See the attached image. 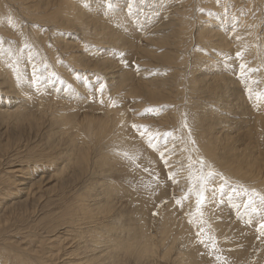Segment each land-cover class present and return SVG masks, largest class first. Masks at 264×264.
Masks as SVG:
<instances>
[{"label": "rangeland", "instance_id": "1", "mask_svg": "<svg viewBox=\"0 0 264 264\" xmlns=\"http://www.w3.org/2000/svg\"><path fill=\"white\" fill-rule=\"evenodd\" d=\"M2 1L9 9L14 8L19 25L15 27L17 30L12 27L0 31V57L4 58L6 54L17 56L16 49L20 47L30 54H36L34 44L32 46L27 43L23 34L26 28L31 31L35 22H31L21 11L23 9L20 8L19 2ZM60 1L62 0H43V3L49 10L56 9L57 4H60L62 15L66 10L62 8ZM72 1L66 0L67 3ZM236 1L238 6L243 7V11L246 10L247 19L256 21L258 16L257 20L260 21H257L261 26L255 32L257 42L254 47H247L248 38L241 33H235L240 24L238 27L230 24L228 17L218 23L219 25L213 22L211 26H216L215 30L224 26L228 34L231 33L229 28L235 31L232 33L234 36L227 33L225 35L228 46L230 44L231 47L228 49L226 44L221 45V49L217 42V46L204 47L206 41L200 39L198 30H202V22L207 19L201 16L208 11L215 16L219 15L218 9L223 6H215L214 3L210 6L203 0H86L90 22L87 27L90 31L86 28L87 37H84L78 28L66 29L59 25L58 29L49 30L42 24L39 26L42 27L40 31L34 30L35 34L30 32V39L40 37L47 40L48 46L44 49L53 53L54 62H57L58 68L61 67L58 69L51 65L52 72L49 67L45 71L39 70L44 68L43 61H38L39 65L35 59L36 64L24 66V71H15L19 77L16 81L12 80L14 83L10 82L14 84L11 88L12 84L5 83L7 76L5 77L4 73L8 71L0 66L1 71H6L0 72V75H4V78L0 76V248H12V253H18L20 249L19 253L22 251L25 260L32 264H107L105 260L111 251L109 255H117L116 258L119 259L117 264H134L136 254L149 246L153 249L154 244L152 246L151 243L156 242L157 248L151 251L152 254L141 258V261H150L147 262L149 264H264V229L260 227L264 223V203L253 194V190L260 192V184L263 182L259 179L251 181L252 179L244 176V173H238L229 167L227 170L222 164L230 161L231 156H237L239 152L249 153L251 163L245 168L254 171L255 177L264 179V42L260 41L264 39V8L254 6L248 0ZM259 1L264 5L263 0ZM235 7L238 8L237 4L233 8L224 9L229 12L235 10ZM255 11L257 12L254 13ZM123 13L124 17L120 16ZM184 18L188 20L184 25V32L175 37L173 33L178 30L177 25ZM97 31L100 33L99 44H96L98 41L93 38L97 36ZM44 33L47 35H43ZM107 33L122 34L123 40L118 42L119 45H115L106 40L105 37L109 36ZM65 42L69 46L67 49ZM255 46L260 48L256 49ZM215 47L217 50L212 49ZM44 49L43 52L46 51ZM3 51L5 55L2 54ZM169 51L171 56L166 53ZM70 53L86 55L92 63L98 61L109 66L112 64L116 69L103 67L105 64H101L99 69H94L93 66L84 69L72 62L73 54ZM57 58L64 60L61 62ZM31 66L34 68L31 69ZM39 73L42 77L37 76ZM50 74H53L54 78H51ZM126 76L127 78H123ZM201 76L207 81L216 77L224 78L220 80V83L225 82L224 88L222 83L220 84L224 91L218 89L217 97L215 92L209 89L211 86L207 87L200 80ZM59 77L64 81L61 82ZM121 77L125 82L119 84ZM197 78L198 84L194 85ZM186 79H190L192 90L186 85L189 84ZM42 83L44 87H41ZM19 84H22L20 87L24 85L21 92ZM121 84H125V87ZM225 84H228L229 92L228 88L225 89ZM4 86L11 91L17 89L19 96L15 95V91L12 93L8 90L9 93ZM138 87L144 89L140 91ZM204 90L208 95L203 94ZM150 92L158 93L160 97H147L146 94ZM210 92L214 94L211 95ZM190 98L194 100L193 103H190ZM198 107L201 108L200 112L197 111ZM202 109L209 113L206 111L204 114ZM117 113H122L121 117ZM60 114L61 118L58 116ZM110 119L111 123L108 121ZM104 125L115 129H106ZM198 125L202 127L199 128ZM194 129L196 132L199 130L202 141L206 140L203 144L207 153L203 149L204 146H199L197 150L194 148L189 138ZM88 131L91 136L87 134ZM113 135L114 137H111ZM110 138H119L123 142H113ZM209 138L212 143L215 141L217 152L224 153V162L211 147ZM102 139L106 140L101 142ZM106 141L109 144H105ZM227 141H232L236 150L228 145L222 146ZM79 151H85L88 158L89 162H84L85 168L77 166ZM212 153L217 154L220 161H213ZM236 164L243 163L239 161ZM216 172L219 174L216 175ZM213 175L218 176L217 179ZM201 193L203 202L198 204ZM82 197H85L86 201L83 202ZM104 198L105 204H109L107 213L102 216L97 210V213H89L88 207H93V200ZM178 200L180 203H177ZM83 204L88 207L79 212L78 209ZM70 213L73 215L70 216ZM109 217L111 218L107 220ZM180 223L184 226H180ZM107 228L115 229V233L110 236ZM93 229H98V232ZM100 230L105 234L99 232ZM89 232L98 234L94 237L95 235ZM124 240L128 241L127 246L133 247L130 252L126 248L125 251L122 247L120 249ZM129 240L132 242L129 243ZM108 243L110 246H105ZM116 243L119 248L118 244L115 246ZM94 245H98L97 248ZM134 247L137 248L136 251ZM131 250L135 252H132L134 255ZM98 251L105 258L99 255ZM2 255L0 263L16 264L5 252ZM111 260L108 264L113 263ZM38 261L39 263H36Z\"/></svg>", "mask_w": 264, "mask_h": 264}, {"label": "bare ground", "instance_id": "2", "mask_svg": "<svg viewBox=\"0 0 264 264\" xmlns=\"http://www.w3.org/2000/svg\"><path fill=\"white\" fill-rule=\"evenodd\" d=\"M11 1V0H10ZM14 2H19V6H20V8L21 9H23V10H21L25 15H26V17L29 19V20H31V22L32 21H34L35 22V24H37L36 26H35V24H34V28L31 30L32 31V34H33V32H34V30H36V31H40V29L42 28H40L39 26L40 25H45V27L47 28V29H58V25L61 27V26H63V28H66V29H70V28H78L79 29V31H80V33H82L83 34V36L84 37H87L86 36V34H87V31H86V28L87 27H89L88 26V24L90 23L89 22V18H88V14L89 13H87L89 10H87V9H89V7L88 6H86V0H73L72 2H66V0H62V1H60L61 2V4H62V8H64L65 10H66V12L64 11V13H62V15H61V13H60V10H61V8H60V4H57V6H56V9H53V10H49L48 8H46L45 6H44V3H43V0H33V1H29V0H13ZM46 1V0H45ZM96 1V0H95ZM166 1V0H165ZM205 3H209V5L211 6L212 5V3H214V5L215 6H217V5H222L223 7H221L220 9H218L219 10V12L220 13H218L219 15H213V13H211L210 11H208V13H206L205 15H203V16H201V17H205L206 19V21H201L202 23H203V28H202V30L200 31V30H198L199 31V33H197V35L199 34V37H200V39L202 38V40L203 41H206V44H205V46L204 47H209V46H213V45H216V44H220V46L222 45V46H224V45H226L227 44V48L230 46V44H229V46H228V40L226 39V33L228 34V30H226V29H224L223 27H221L220 29H218V30H215L216 28V26L214 27V26H211L212 25V23L213 22H216L217 24L218 23H222V21H224V20H226V17H228L229 19H227V20H229L228 22H230V24L232 23V25L234 24V25H238V24H240V25H238V26H240L239 28H237L238 30L235 32L232 28H229L230 30H231V33L230 34H228L229 36H234L235 34H233L232 35V33H236V34H239V33H241V34H243L244 36H246L247 38H248V44H247V47H248V45L251 47H254V44L257 42H255V32H256V30L258 29V27H260L259 26V24H258V22H260L259 20H257L258 18V16L256 17V16H254V17H256V21H252L251 22V20L250 19H247V17L245 16V14H246V10H244L243 11V7H241V6H238V2L236 1V0H203ZM264 1V0H263ZM175 2H178V1H175ZM204 2H202V3H204ZM248 2H251V3H253L254 4V6H258L259 8H264V5H263V3H261L259 0H248ZM47 3V2H46ZM53 3H54V1H53ZM198 3V2H197ZM242 3V2H241ZM244 3V2H243ZM237 4V7L238 8H236L235 7V10L233 9V10H231V11H229V12H225V7H228V8H233L235 5ZM246 4H248V3H246ZM17 5V4H16ZM46 5V4H45ZM159 5V4H158ZM205 5V4H204ZM242 5V4H241ZM208 6V5H207ZM209 6V7H210ZM11 7V6H10ZM51 7V6H50ZM13 8V7H12ZM214 8V7H213ZM250 8V7H249ZM253 9V8H252ZM254 9H256V8H254ZM13 10H14V8H13ZM12 9H9L8 8V6L6 5V3L4 2V1H0V31H2V30H5V29H11L12 27H14V30L16 29L15 27L16 26H18L19 24H18V22H17V19L16 18H18L17 16H16V14L14 13V11H13ZM207 11V10H206ZM214 11V10H213ZM264 11V10H263ZM12 12H13V14H12ZM190 12V11H189ZM215 12V11H214ZM257 11H255L254 13H256ZM22 13V14H23ZM21 14V13H20ZM11 15H12V17H11ZM123 16L124 17V13L123 14H120V16ZM251 15V14H250ZM258 15V14H257ZM264 15V14H263ZM21 16V15H20ZM24 16V15H23ZM252 16V15H251ZM5 17H8L9 19H7V18H5ZM10 17H11V19H10ZM250 17V16H249ZM264 17V16H263ZM119 18H121V17H119ZM252 18V17H251ZM260 18V17H259ZM5 19H7L8 21L6 22L5 21ZM19 19V18H18ZM190 19V18H189ZM261 20H263V19H261ZM28 21V20H27ZM258 21V22H257ZM188 22V20L187 19H182V22H179L178 23V25H177V27H179L178 28V30H175L174 31V36L175 37H177V36H179L181 33H183L184 32V29H185V24ZM190 22V21H189ZM227 22V21H226ZM27 23V22H26ZM93 23V22H92ZM124 23V22H123ZM229 24V23H228ZM20 25H22V24H20ZM33 25V24H32ZM215 25V24H214ZM219 25V24H218ZM221 25V24H220ZM231 25V26H232ZM95 26V25H94ZM189 26H191V25H189ZM208 26V27H207ZM230 26V25H229ZM237 26V27H238ZM26 27H29V26H26ZM56 27V28H55ZM92 27V26H91ZM194 27H195V25H194ZM45 28V29H46ZM98 28H100V27H98ZM20 29V28H19ZM24 29H25V27H24ZM89 31H90V29L89 28H87ZM194 29V28H193ZM234 29H235V27H234ZM17 30V29H16ZM104 30V28L101 30V31H103ZM108 30V29H107ZM188 30H189V28H188ZM263 30V29H262ZM22 31V30H21ZM30 29L28 28H26V30L24 31V35H25V41L28 43H30V44H32V46H33V44H34V50L36 49V54L34 53V54H30L28 51H25L24 49H22L21 47L20 48H17L16 50V54H18L17 56H14V54H13V56H10V54H6V56L3 58V57H0V66L1 67H4L3 69H7L6 71H8L7 73H4V72H6V71H3V69H2V71H1V69H0V72H2V73H4V74H6L5 75V77L7 76V81L5 82V83H10V82H13L12 80L14 79L15 81L18 79V77L19 76H17L16 75V73H15V71L16 70H19V71H24L25 70V68H24V66H29V65H34V64H36L38 61L39 62H42L43 63V65H44V68H42L41 66V68H39V70H43L44 69V71L45 70H47V69H49L50 68V72H52V68H51V65H55L54 67L55 68H58V66H57V62H54L55 60H54V57H53V53H51V51H47L46 49H44L46 46H48V44H47V40L45 41V39L44 38H40V37H36L35 39H34V37H32V39H30V36H31V34H30ZM42 31H44L45 32V30H42ZM96 31V30H95ZM99 31V30H98ZM98 31H97V36L95 35L93 38H95L96 39V41H98V42H95L96 44H99V43H101V41H99V39H100V33H98ZM106 31V30H105ZM196 31V30H195ZM227 31V32H226ZM234 31V32H233ZM77 32V31H76ZM90 33V32H89ZM92 33V32H91ZM90 33V34H91ZM22 34V33H21ZM34 34H35V32H34ZM257 34H258V32H257ZM256 34V35H257ZM43 35H47V34H43ZM89 35V34H88ZM107 35H109V36H107V37H105V38H107L106 40L107 41H109L110 40V42L111 43H117L118 44V42L119 41H122L123 40V36H121V35H119L118 33L117 34H114V33H110V34H108L107 33ZM33 36V35H32ZM103 36H104V34H103ZM1 37V36H0ZM26 37H28V39H26ZM53 37H55V35L53 34ZM60 37V36H59ZM91 37V36H90ZM97 37V38H96ZM198 37V38H199ZM242 37V36H241ZM264 37V35L262 36V38ZM92 38V39H93ZM179 38H181V37H179ZM188 38H190V37H188ZM187 38V39H188ZM195 38V37H194ZM196 38H197V36H196ZM231 40H232V38L231 37H229ZM234 38V37H233ZM244 38V37H243ZM242 38V40L244 41L245 39H243ZM259 38V37H258ZM48 39V38H47ZM55 39V38H54ZM94 39V40H95ZM103 39V38H102ZM200 39H199V42H201L200 41ZM212 39V40H211ZM260 39H261V37H260ZM57 40H59V39H57ZM69 40V39H68ZM152 40V39H151ZM169 40V39H168ZM167 40V41H168ZM171 40V39H170ZM175 40V39H174ZM230 40V41H231ZM235 40V39H234ZM264 40V39H263ZM263 40H260V41H262V42H264ZM10 41V40H9ZM104 41V40H103ZM106 41V42H107ZM215 41V42H214ZM219 41V42H218ZM6 42V41H5ZM53 42V41H52ZM60 42V41H59ZM89 42V41H88ZM217 42V43H216ZM227 42V43H226ZM237 42V41H236ZM239 42V41H238ZM3 43V42H2ZM27 43H25V44H27ZM56 43H58L57 41H56ZM66 43V42H65ZM166 43V42H165ZM216 43V44H215ZM245 43H247L246 41H245ZM245 43H243V44H245ZM23 44H24V42H23ZM173 44H174V42H173ZM236 44V43H235ZM240 44V43H239ZM238 44V45H239ZM242 44V43H241ZM4 45V44H3ZM66 45V47H65V49H67L69 46H68V44L66 43L65 44ZM116 45V44H115ZM119 45V44H118ZM164 45V44H163ZM170 45V44H169ZM237 45V44H236ZM236 45H234V46H236ZM261 45V44H260ZM260 45H258V46H260ZM263 45H264V43L262 44V47H263ZM5 46V45H4ZM23 46H26V45H23ZM217 46V45H216ZM220 47L221 49L223 48V47ZM256 46H257V44H256ZM255 46V48L257 49L258 47H256ZM6 47V46H5ZM10 47V46H9ZM18 47V46H17ZM30 47H31V45H30ZM157 47V46H156ZM231 47V46H230ZM238 47V46H237ZM261 47V46H260ZM259 47V48H260ZM261 47V48H262ZM3 48V47H2ZM124 48V47H123ZM211 48V47H210ZM217 47H215V48H212V49H216ZM219 48V47H218ZM225 48V47H224ZM241 48V47H240ZM243 48V47H242ZM244 48H245V46H244ZM249 48V47H248ZM258 48V49H259ZM5 49V48H4ZM33 49V48H32ZM43 49L44 50H46L45 52H43ZM229 49V48H228ZM246 49V48H245ZM244 49V50H245ZM255 49V50H256ZM262 49H264V47L262 48ZM29 50V49H28ZM31 50V49H30ZM217 50V49H216ZM15 51V50H14ZM66 51V50H65ZM209 51V50H208ZM243 51V50H242ZM250 51H251V49H250ZM257 51H259V50H257ZM0 52H2V51H0ZM21 52V53H20ZM30 52H32V51H30ZM35 52V51H34ZM206 52V51H205ZM210 52V51H209ZM255 52V51H254ZM264 52V51H263ZM8 53H11V55H12V52H9V50H8ZM33 53V52H32ZM58 53V52H57ZM57 53H54V54H57ZM166 53H168V55L169 56H171L172 55V53H171V51H169V52H166ZM245 53H246V50H245ZM262 53V52H261ZM2 54H4V51H3V53ZM1 54V55H2ZM69 54V53H68ZM70 54H73V53H70ZM5 55V54H4ZM59 55V54H58ZM57 55V56H58ZM66 55V54H65ZM168 55H167V58H168ZM67 56V55H66ZM69 56H71V55H68V57ZM248 56V55H247ZM246 56V57H247ZM72 57V58H71ZM70 58H71V60H72V62L73 63H77V64H79L81 67H84V69L85 68H90L91 66H93V68L94 67H96V68H100V65L101 64H103V63H99L97 60V62H95V63H92V62H90V59H88V57L85 55V56H81V55H75V54H73L72 56H71ZM27 58V59H26ZM59 58V57H58ZM57 58V59H58ZM60 58H61V56H60ZM164 58V57H163ZM213 58V57H212ZM263 59H264V56L262 57ZM262 58H259V59H262ZM35 59H37V62L35 63ZM63 59V58H62ZM256 59V58H255ZM40 60H42V61H40ZM59 60V59H58ZM64 60V59H63ZM63 60H59V61H63ZM102 61H103V59H101ZM100 60V61H101ZM164 60V59H163ZM256 60H258V59H256ZM105 61H107V60H105ZM38 62V63H39ZM60 62V63H61ZM254 62H256V61H254ZM25 63H26V65H25ZM64 63V62H63ZM66 63V62H65ZM110 63H111V61H110ZM68 64V63H67ZM105 64V65H104ZM103 65V67H106V68H115V67H112V66H114V65H112V64H110L111 66H109V64H107V63H104ZM107 64V65H106ZM39 65H40V63H39ZM59 65V64H58ZM61 65V64H60ZM74 65V64H73ZM38 66V65H37ZM71 66V65H70ZM189 66V65H188ZM0 67V68H1ZM49 67V68H48ZM61 67V66H60ZM59 67V68H60ZM72 67V66H71ZM31 69H33L34 68V66L32 67H30ZM30 68H28V69H30ZM58 68V69H59ZM185 68V67H184ZM197 68V67H196ZM254 68V67H253ZM37 68H35V70H36ZM83 69V68H82ZM95 69V68H94ZM116 69V68H115ZM194 69V68H193ZM55 70V69H54ZM74 70V69H73ZM88 70V69H87ZM102 70V69H101ZM104 70V69H103ZM199 70V69H198ZM204 70V69H203ZM37 71V70H36ZM59 70H57V72H58ZM63 71V69L60 71V72H62ZM67 71V70H66ZM89 71V70H88ZM206 71V70H205ZM213 71V70H212ZM40 72V71H39ZM42 72V71H41ZM49 72V73H50ZM54 72V71H53ZM56 72V73H57ZM87 72V71H86ZM91 72V71H90ZM96 72V71H95ZM109 72V71H108ZM193 72V71H192ZM25 73V72H24ZM32 73V72H31ZM34 73H35V71H34ZM43 73V72H42ZM68 73V72H67ZM97 73V72H96ZM112 73V72H111ZM111 73H109V74H111ZM116 73V72H115ZM194 73V72H193ZM1 74V73H0ZM12 74V75H11ZM19 74V73H18ZM21 74V73H20ZM28 74V73H27ZM38 74V73H37ZM60 74V73H59ZM62 74V73H61ZM64 74V73H63ZM62 74V75H63ZM69 74V73H68ZM100 74V73H99ZM118 75H120L119 74V72L117 73ZM175 74V73H174ZM209 74V73H208ZM208 74H206V75H208ZM219 74H221V73H219ZM218 74V75H219ZM24 75V74H23ZM31 75V74H30ZM33 75V74H32ZM42 75V74H41ZM51 76L53 75V74H50ZM49 75V76H50ZM58 75V74H57ZM112 75V74H111ZM110 75V76H111ZM114 75H116V74H114ZM113 75V76H114ZM217 75V74H216ZM217 75V76H218ZM253 75V74H252ZM263 75H264V73H263ZM1 77H3L4 78V75L2 76V75H0ZM28 76V75H27ZM37 76H40V73H39V75H37ZM36 76V77H37ZM60 76V75H59ZM67 76V75H66ZM69 76V75H68ZM78 76V75H77ZM174 77H175V75H173ZM178 76V75H177ZM193 76V75H192ZM209 76V75H208ZM24 77H25V75H24ZM29 78H31L30 76H28ZM40 77H42V76H40ZM43 77H45V76H43ZM57 77V76H56ZM64 77V76H63ZM63 77H62V79H63ZM181 77V76H180ZM190 77V75L188 76V78ZM195 77V76H194ZM198 77V76H197ZM202 77V76H201ZM211 77V76H210ZM33 78H34V76H33ZM51 78H54L53 76L51 77ZM61 77H59V80L61 81V79H60ZM67 78V77H66ZM69 78H70V76H69ZM69 78H67V79H69ZM99 78V77H98ZM110 78V77H109ZM120 78V77H119ZM123 78H127V76L126 77H123ZM122 77H121V79L119 80V81H117V83L119 82V84L120 83H123V82H125V80L123 79ZM182 78V77H181ZM185 78H187V77H185ZM204 77H202V78H200V80L202 81V82H204L205 83V85H207V87L208 86H211L209 89L211 90L212 89V91L213 92H215V95H216V92L218 91V89H219V91H221L222 90V86L221 85H223L225 82H221L220 83V80H224V78H214V79H211L210 81H207V80H204L203 79ZM212 78V77H211ZM246 78V77H245ZM24 79V78H23ZM32 79V78H31ZM31 79H30V81H31ZM66 79V80H67ZM71 79V78H70ZM172 79V78H171ZM208 79V78H207ZM227 79V78H226ZM225 79V80H226ZM20 80V82H21V79H19ZM25 80V79H24ZM27 80V79H26ZM35 80H36V78H35ZM43 80V79H42ZM42 80L40 81V82H42ZM51 80V79H50ZM53 80V79H52ZM51 80V81H52ZM74 80V79H73ZM73 80H71V81H73ZM103 80V79H102ZM147 80V79H146ZM179 80V79H178ZM190 80V79H189ZM188 80V81H189ZM196 80V79H195ZM243 80V79H242ZM251 80L253 81L254 80V78L252 79L251 78ZM262 80V79H261ZM260 80V81H261ZM28 81V80H27ZM39 80H37V82H38ZM43 81H45V80H43ZM64 80H62L61 82H63ZM127 81H128V79H127ZM130 81V80H129ZM136 81V80H135ZM149 81V80H148ZM151 81V80H150ZM173 81H174V79H173ZM187 81V79H186V82H188ZM198 78H197V80L195 81V84L194 85H197L198 84ZM245 82H247L246 80H244ZM252 81H249L251 84H253V82ZM19 82V83H20ZM34 82V81H33ZM46 82V81H45ZM45 82H44V84H45ZM115 82V81H114ZM164 82V81H163ZM165 82H166V79H165ZM169 82H172V80H170ZM178 82V81H177ZM181 82V81H180ZM190 82L191 81H189V84H187L186 83V85H188L189 86V88H190V86L192 87V83L190 84ZM7 83V84H8ZM14 83V82H13ZM22 84H23V82H21ZM25 83V82H24ZM30 83V82H29ZM31 83H32V81H31ZM52 83V82H51ZM67 83H68V81H67ZM72 83V82H71ZM111 83V82H110ZM113 83V82H112ZM126 83H128V82H126ZM135 83V82H134ZM167 83H168V79H167ZM176 83V82H175ZM227 83V82H226ZM228 83H230V82H228ZM262 83H264L263 81H262ZM10 84H12V83H10ZM9 84V85H10ZM17 84V83H16ZM22 84H19V87H20V85H22ZM40 85H41V83H39ZM38 84V85H39ZM114 84V83H113ZM131 84H132V82H131ZM157 84V83H156ZM172 84H173V82H172ZM179 84V83H178ZM181 84V83H180ZM185 84V83H184ZM221 84V85H220ZM244 84V83H243ZM8 85V86H9ZM13 85V86H12ZM12 85H10L11 86V88H13L14 87V84H12ZM18 85V84H17ZM30 85H32V84H30ZM39 85V86H40ZM122 85V84H121ZM120 85V86H121ZM125 84H123L122 86H124ZM127 85V84H126ZM133 85V84H132ZM219 85H220V87H219ZM228 84H225V87L227 86ZM250 85V84H249ZM24 86V85H23ZM23 86H21L22 88H23ZM26 86H27V84H26ZM34 86V84L32 85V87ZM45 86L47 87L48 85H46L45 84ZM54 86H55V84H54ZM115 86H117V84L115 85ZM120 86H118V88L120 87ZM131 86V85H130ZM129 86V87H130ZM178 86V85H177ZM184 86V85H183ZM199 86V85H198ZM247 86V85H246ZM261 86V85H260ZM262 86H263V84H262ZM2 87H3V85H2ZM16 87V86H15ZM21 87H20V92L22 91L21 90ZM30 87V86H29ZM32 87H30V88H32ZM41 87H44L43 86V83H42V86ZM51 87H53V85L51 86ZM111 87V86H110ZM125 87V86H124ZM123 87V88H124ZM133 87V86H132ZM165 87V86H164ZM163 87V88H164ZM173 88H174V86H172ZM185 87V86H184ZM243 87V86H242ZM249 87V86H248ZM264 87V86H263ZM8 88V87H7ZM26 88V87H25ZM27 88H28V86H27ZM37 88H38V86H37ZM36 88V89H37ZM49 88V87H48ZM121 88V87H120ZM138 88H140V91H142L143 89H144V87H138ZM156 88V87H155ZM175 88H176V85H175ZM223 88H224V85H223ZM227 88H228V86L225 88L226 90H227ZM247 88V87H246ZM246 88H245V90H246ZM3 89V88H2ZM4 89H6V86H4ZM36 89H33V90H36ZM39 89H40V87H39ZM44 89V88H43ZM56 89V88H55ZM68 89V88H67ZM128 89V88H127ZM157 89V88H156ZM161 89H162V87H161ZM191 90H192V88H190ZM189 89V90H190ZM247 89H250V88H247ZM7 91L9 90V91H11L10 89H6ZM6 90H4L5 92H6ZM17 90V89H16ZM16 90H14L13 89V91H11L12 93L15 91V93H16ZM28 90V89H27ZM40 90H42V89H40ZM47 90V89H46ZM45 90V91H46ZM117 90V89H116ZM118 90H120V89H118ZM122 90V89H121ZM124 90V89H123ZM122 90V91H123ZM126 90V89H125ZM134 90V89H133ZM174 90V89H173ZM193 90H194V88H193ZM208 90V89H207ZM8 91V92H9ZM127 91V90H126ZM152 91H153V89H152ZM163 91V90H162ZM177 91V90H176ZM203 91V90H202ZM222 91H224V89L222 90ZM4 92V94L6 95V93ZM20 92H19V94H20ZM24 92V91H23ZM22 92V93H23ZM174 92V91H173ZM190 92V91H189ZM226 92V91H225ZM228 92H229V88H228ZM227 92V93H228ZM247 92V91H246ZM10 93V92H9ZM14 93V94H15ZM17 93H18V90H17ZM15 94V95H18L19 96V94ZM21 93V94H22ZM36 93V92H35ZM38 93H39V91H38ZM43 93V92H42ZM45 93V92H44ZM177 93V92H176ZM211 93V95H213L214 93H212V92H210ZM219 92H217V94H218ZM1 94V93H0ZM3 94V93H2ZM14 94L12 95V96H14ZM41 94V93H40ZM190 94V93H189ZM203 94H207V92L205 93V90H204V93ZM247 94H248V92H247ZM8 95V94H7ZM10 95V94H9ZM24 95H25V93H24ZM44 95V94H43ZM132 95V94H131ZM208 95V94H207ZM17 96V97H18ZM21 96V95H20ZM39 96V95H38ZM146 96L147 97H151V98H154V99H156V98H158V97H160V95L158 94V93H155V92H150L149 94H146ZM145 96V97H146ZM191 96H193V95H190V97ZM217 96V95H216ZM223 96V95H222ZM225 97H226V95H224ZM15 97V96H14ZM24 97V96H23ZM26 97V96H25ZM24 97V98H25ZM41 97V96H40ZM39 97V98H40ZM218 97V96H217ZM224 97V98H225ZM250 97V96H249ZM10 98V97H9ZM13 98V97H12ZM20 98V97H19ZM44 98V97H43ZM42 98V99H43ZM192 98H194V97H192ZM221 98V97H220ZM226 98H228V97H226ZM11 99V98H10ZM18 99V98H17ZM142 99V98H141ZM167 99H169V98H167ZM191 99V98H190ZM190 99H189V101H190ZM222 99H223V97H222ZM20 100H22V99H20ZM28 100V99H27ZM144 100V99H143ZM201 100V99H200ZM224 100H226V99H224ZM19 101V100H18ZM145 101V100H144ZM191 101H192V99H191ZM194 101V100H193ZM193 101L192 102H190V103H193ZM15 102H16V100H15ZM15 102H12V103H15ZM230 102V101H229ZM21 103H22V101H21ZM23 103H24V101H23ZM34 103V102H33ZM197 103V102H196ZM195 103V104H196ZM25 104V103H24ZM44 104V103H43ZM191 105V104H190ZM193 105V104H192ZM197 105V104H196ZM204 105V104H203ZM202 105V106H203ZM194 107H195V105H194ZM28 109V108H27ZM64 108H62V110H63ZM196 109V108H195ZM198 110V112H200V109H199V107L197 108ZM205 109V108H204ZM204 109H202L201 111L202 112H204ZM59 111V110H58ZM61 111V110H60ZM65 111V110H64ZM192 111V110H191ZM194 111V110H193ZM192 111V112H193ZM207 111V110H206ZM205 111V112H206ZM116 112H118V111H116ZM201 112V113H202ZM205 112H204V114H205ZM208 112V111H207ZM7 113H10V112H7ZM59 113V112H58ZM62 113V112H61ZM190 113V112H189ZM209 113V112H208ZM212 113V112H211ZM118 115L120 114V113H117ZM116 114V115H117ZM193 114V113H192ZM195 114H196V112H195ZM200 114V113H199ZM118 115L116 116V117H118ZM121 115H122V113L120 114V117H121ZM196 115H198V113L196 114ZM59 117L61 116V114L60 115H58ZM62 116H64V115H62ZM190 116V115H189ZM193 115H191V117H192ZM22 117V116H21ZM120 117L118 118L119 120H120ZM188 117V116H187ZM193 117H196V116H193ZM200 117H202L201 115H200ZM61 118V117H60ZM198 118V117H197ZM56 119V118H55ZM54 119V120H55ZM112 119H114V118H112ZM116 119V121L118 120L117 118H115ZM193 119V118H192ZM61 120V119H60ZM65 120H67V119H65ZM57 121H59V119L57 120ZM63 122H64V118H63V120H62ZM109 122L111 121L112 122V120L110 119V120H108ZM197 121H199V120H197ZM60 122V121H59ZM70 121L68 120L67 121V123H69ZM104 122V121H103ZM110 122V123H111ZM115 121L113 120V123H114ZM196 122V121H195ZM211 122H213V121H211ZM105 123V122H104ZM103 123V124H104ZM205 123V122H204ZM207 123H210V122H207ZM59 124V123H58ZM102 124V123H101ZM109 123H107V125H108ZM197 124H199V123H197ZM211 124V123H210ZM214 124V123H213ZM107 125L104 127V128H110V126L109 127H107ZM191 125H192V123H191ZM202 125V124H201ZM201 125H198L199 126V128H200V126ZM205 125H206V123H205ZM204 125V126H205ZM89 126H90V122H89ZM101 126V125H100ZM113 126H114V124H113ZM112 126V127H113ZM210 126V125H209ZM103 127V125L101 126V128ZM202 127V126H201ZM100 128V129H101ZM103 128V131H104V133L106 132V130ZM196 128V127H195ZM205 128H206V126H205ZM87 129V128H86ZM110 129H112V128H110ZM113 129H115V128H113ZM112 129V130H113ZM87 130H89V129H87ZM205 130H207V129H205ZM91 131V130H90ZM90 131H88V133L87 134H90L89 136H91L92 134H91V132ZM101 131H102V129H101ZM108 131V130H107ZM189 131V130H188ZM199 131V130H198ZM196 132L195 131V129H194V131L193 132H191L190 133V135H189V138L191 139V141H192V144H193V146H194V148L197 150V148H199V146H204L205 144H203L205 141H202V139L200 138V136H199V132ZM90 132V133H89ZM98 132V131H97ZM111 132V131H110ZM196 132V133H195ZM93 133V132H92ZM100 133V132H99ZM103 133V134H104ZM107 133H109V131L107 132ZM114 133V132H113ZM204 134H206V133H204ZM95 135V134H94ZM111 135V134H110ZM110 135H109V137H110ZM97 136H98V134H97ZM104 135H102V137H103ZM117 137H118V135H116ZM88 137V136H87ZM101 137V136H100ZM111 137H114V135L113 136H111ZM119 137H121L120 135H119ZM204 137V136H203ZM91 138V140H92V137H90ZM98 138V137H97ZM103 138H105V137H103ZM106 138H107V135H106ZM100 139V138H99ZM108 139V138H107ZM112 141L114 140L115 142L116 141H119V142H121L122 140H119V138H117V140H115L116 138H110ZM172 139H174V137L172 138ZM205 139V138H204ZM210 139V138H209ZM104 140H106V139H102V141L101 142H103ZM211 140V139H210ZM88 141V140H87ZM100 141V140H99ZM113 141V142H114ZM90 142V141H89ZM123 142V141H122ZM211 142V147H213L214 149H215V151H216V153H218L219 154V156L221 157V160H222V162H224L225 161V158H224V153H222V152H217V148H216V145H215V141H214V143H212V140L210 141ZM232 142V141H231ZM230 141H227V143L225 142V144H223L222 146H230L232 149H235L236 150V145L235 146H233V143H231ZM233 142H235V141H233ZM109 144V142L108 141H106L105 142V144ZM118 143V142H117ZM236 143V142H235ZM239 143V142H238ZM104 144V145H105ZM113 144H115V143H113ZM120 144V143H119ZM116 145V144H115ZM121 145V144H120ZM122 145H123V143H122ZM124 145H125V143H124ZM240 145V144H239ZM205 147L206 146H204V151L207 153V151H206V149H205ZM202 150V149H201ZM212 151H213V149H211ZM241 151V150H240ZM97 152V151H96ZM214 152V151H213ZM79 153H80V155L79 156H77V159H76V161H77V166H81V167H84V162L85 163H88L89 161H88V158H87V156L85 155L86 153H85V151H79ZM66 155V154H65ZM88 155V154H87ZM217 154H215V153H212V157H213V161H215V162H218L217 160H219L220 161V157H219ZM89 157V156H88ZM90 158V157H89ZM97 158V157H96ZM65 160V159H64ZM68 161V160H67ZM242 162L243 164H236V162ZM251 163V160H250V154L249 153H245V152H242V153H240L239 152V154L237 155V156H235V155H233V156H231V160L230 161H227V163H222V164H224L225 166H223V167H225V168H227V170H228V167L229 168H234V170L236 171V172H238V173H240V172H242V174L244 173V176H247V177H249V178H251L252 180L251 181H254L255 182V179H259V181H261V182H263V183H261L260 184V187H261V189L262 190H264V179L263 178H257V177H255V172L254 171H252V170H247L246 168H248V166H246V165H249ZM55 164V163H54ZM53 164V165H54ZM68 165V164H67ZM86 165V164H85ZM246 167V168H245ZM85 168V167H84ZM89 170V169H88ZM31 173V172H30ZM219 174V172H216V175H218ZM222 174V173H221ZM220 174V175H221ZM224 175V174H223ZM214 176V175H213ZM225 176V175H224ZM215 177V176H214ZM218 177V176H217ZM217 177H215L216 179H217ZM220 177H222V176H220ZM219 177V178H220ZM214 178V179H215ZM216 179H215V181H216ZM237 180V179H236ZM250 180V179H249ZM31 181V180H30ZM221 181V180H220ZM239 181V180H238ZM241 181V180H240ZM217 182V181H216ZM217 183H219V182H217ZM242 183V182H241ZM28 185V184H27ZM233 187V186H232ZM231 187V188H232ZM245 188H248V187H245ZM23 189V188H22ZM242 189V188H241ZM244 189V188H243ZM242 189V190H243ZM249 189H251V188H249ZM257 189V188H256ZM260 189V192H258V193H260V195L262 194V195H264L263 193V191ZM235 190H236V186H235ZM248 190V189H247ZM246 190V191H247ZM257 190H259V189H257ZM26 191V190H25ZM237 191V190H236ZM245 191V192H246ZM242 194H243V192H242ZM19 195V194H18ZM7 196V195H6ZM15 196V195H14ZM13 196V197H14ZM83 198V197H82ZM81 198V200L84 202V201H86L84 198L82 199ZM95 198V197H94ZM97 198V197H96ZM245 198V197H244ZM93 199V198H92ZM3 201V200H2ZM82 202V203H83ZM93 202H94V204H93V207H95L94 209H93V207H91L90 205H89V207L86 205H81L80 207H79V212H82V211H80V210H84V208L86 207H88L89 209H90V211H89V213H94L96 210L100 213V215L102 216V215H104L105 213H107V208H108V206H109V204H105L106 203V200H105V198L103 199V200H97V199H94L93 200ZM232 202V201H231ZM79 205V204H78ZM1 206V205H0ZM70 210V209H69ZM68 210V211H69ZM73 210V209H72ZM76 210V209H75ZM77 210V211H78ZM77 211H75V212H77ZM94 211V212H93ZM97 211H96V213H97ZM78 212V213H79ZM72 213H74V212H72ZM66 214V213H65ZM71 214V213H70ZM77 214V213H76ZM85 215H86V213H84ZM189 214V213H188ZM73 214H71L70 216H72ZM75 215V214H74ZM79 215V214H78ZM78 215H76V216H78ZM85 215H83V216H85ZM60 216V215H59ZM68 216H69V214H68ZM87 216V215H86ZM81 217H82V215H81ZM93 217H95V216H93ZM68 218V217H67ZM75 218H77V217H75ZM87 218V217H86ZM85 218V219H86ZM111 217H109V218H107V220H109ZM194 218V217H193ZM60 219V218H59ZM72 219V218H71ZM78 219V218H77ZM77 219H76V221H77ZM93 219V218H92ZM196 219V221H198L197 220V218H195ZM81 220V219H80ZM83 220V219H82ZM94 220V219H93ZM66 221V220H65ZM75 221V220H74ZM110 221H112V220H110ZM58 222V221H57ZM61 222V221H60ZM89 222V221H88ZM105 222H106V220H105ZM174 222V221H173ZM72 223V222H71ZM75 223H77V222H75ZM97 223V222H96ZM175 223V222H174ZM73 224V223H72ZM100 224V223H99ZM102 225H103V223H101ZM106 224V227H107V223H105ZM112 224H113V222H112ZM69 225V224H68ZM74 225V224H73ZM72 225V226H73ZM109 225V227H110V224H108ZM166 225V224H165ZM183 224L182 223H180V226H182ZM64 226H65V224H64ZM76 226V225H75ZM90 226V225H89ZM94 226H95V224H94ZM97 226V225H96ZM184 226V225H183ZM57 227V226H56ZM113 227H114V224H113ZM112 228V227H111ZM181 228H183V227H181ZM69 229V228H68ZM89 229V228H88ZM90 229L92 230V228L90 227ZM109 231L108 232H110V236H111V233H113L114 231H115V229L113 230H111V229H109V228H107ZM117 229V228H116ZM74 230H76V229H74ZM73 230V231H74ZM93 230H96L97 232H98V229H93ZM103 230V229H102ZM107 231V230H106ZM105 231V232H106ZM75 232V231H74ZM99 232H103V231H99ZM72 233V232H71ZM89 233H92V232H89ZM104 233V232H103ZM115 233V232H114ZM9 234H11V233H9ZM31 234V233H30ZM93 234V233H92ZM98 233H96V235H97ZM100 234V233H99ZM105 234V233H104ZM109 234V233H108ZM184 234V233H183ZM15 235V234H14ZM13 235V236H14ZM27 235V234H26ZM93 235H95V232H94V234ZM96 235L94 236V237H96ZM107 235V234H106ZM21 236H23L22 234H21ZM28 236V235H27ZM35 236V235H34ZM104 236V235H103ZM110 236H107V237H109L110 238ZM115 236V235H114ZM166 236V235H165ZM12 237V236H11ZM99 237V236H98ZM101 237H102V235H100V240H102L101 239ZM167 237V236H166ZM183 237H184V235H183ZM13 238V237H12ZM26 238V237H25ZM81 238V237H80ZM114 238H116V237H114ZM168 238V237H167ZM179 238V237H178ZM29 239V238H28ZM96 239V238H95ZM106 239V238H105ZM111 239V238H110ZM129 239V238H128ZM127 239V240H128ZM164 239V238H163ZM93 240H94V238H93ZM99 240V239H98ZM107 240V239H106ZM115 240V239H114ZM148 240V239H147ZM180 240V239H179ZM23 241V240H22ZM105 241V240H104ZM118 241V240H117ZM130 241L131 240H129V243H130ZM149 241V240H148ZM175 241V240H174ZM118 242H120V241H118ZM132 242V241H131ZM4 243H5V241H4ZM29 243V242H28ZM76 243V242H75ZM100 245H102L101 244V242H98ZM105 243H107L106 241H105ZM123 243V244H122ZM146 243H147V241H146ZM156 243V242H155ZM155 243L153 242V243H151L152 244V246H153V244H154V248H157L156 246H155ZM174 243V242H173ZM13 244H15V243H13ZM17 244V243H16ZM117 244L118 243H116L115 244V246H117ZM121 244H122V246L120 245V249H121V247H122V249H124V251H125V248L126 249H129L128 251L130 252V249H132L133 247L132 246H127V245H129L128 244V241H125L124 240V242H121ZM147 244H149V243H147ZM96 245V244H95ZM94 245V246H95ZM107 245H109L110 246V244L108 243V244H105V246H107ZM157 245V244H156ZM9 246H11V244L9 245ZM83 246V245H82ZM98 246V245H97ZM97 246H95L96 248H97ZM109 246H107V247H109ZM1 247V246H0ZM24 247V246H23ZM94 247V248H95ZM111 247H113L112 246V244H111ZM110 247V248H111ZM129 247V248H128ZM93 248V249H94ZM100 248V247H99ZM101 248H102V246H101ZM104 248V247H103ZM118 248H119V244H118ZM135 248V247H134ZM154 248L153 249H151L150 248V246L149 247H147V248H145V249H143V250H141V251H139L140 253H137L136 254V256H137V258L136 259H134V264H149L150 263V261H147V262H149V263H147V262H144V261H141V258H143L144 256L146 257V255L147 254H152L151 253V251L153 250L154 251ZM9 248H5V246H4V248H0V255H2V254H4V252H5V255L7 254L9 257L8 258H12L13 260H14V262L16 263V264H32L29 260H25V256L23 257L22 255H23V252L21 251V253H19L20 252V249H18L19 251H18V253H15L14 252V250H13V252L14 253H12V248H10L11 250H8ZM35 249V248H34ZM115 249L117 250V247H115ZM115 249H113V250H115ZM28 250V249H27ZM36 250V249H35ZM89 250V249H88ZM98 250V249H97ZM100 250V249H99ZM102 250V249H101ZM100 250V251H101ZM105 251H106V249H104ZM104 250H102V251H104ZM115 250V251H116ZM134 250V249H133ZM133 250H131V254H132V252H134ZM137 250V248H135V251ZM172 250V249H171ZM30 251V250H29ZM100 251H98V254H99V252ZM110 251V250H109ZM120 251V250H119ZM170 251V250H169ZM169 251H167V252H169ZM84 252H86V251H84ZM127 252V251H126ZM129 252H127L128 254H129ZM32 253V252H31ZM102 253V252H101ZM108 253V252H107ZM110 253H112V251L111 252H109L108 253V259H103V260H105V261H107V264H108V261L110 262V260L113 262V263H110V264H117L118 262H117V260H119V259H117L116 257H117V255H115L116 257H113L114 255L112 254L111 256L109 255ZM123 253V252H122ZM135 253V252H134ZM170 253V252H169ZM34 254V253H33ZM97 254V253H96ZM95 254V255H96ZM117 254H118V251H117ZM126 254V253H125ZM124 254V255H125ZM127 254V255H128ZM141 254V255H140ZM167 254V253H166ZM4 255V256H5ZM99 255H101V254H99ZM103 255V254H102ZM101 255V256H102ZM132 255H134V254H132ZM3 256V255H2ZM86 256H88V255H86ZM106 256V257H107ZM110 256V257H109ZM129 256V255H128ZM165 256H167L168 257V255H165ZM165 256L163 257V258H165ZM1 257V256H0ZM6 257V256H5ZM94 257V256H93ZM102 257H104V256H102ZM124 257V256H123ZM134 256H132V258H133ZM144 257V258H145ZM177 257V256H176ZM175 257V258H176ZM7 258V257H6ZM31 258V257H30ZM87 258V257H86ZM95 258V257H94ZM105 258V257H104ZM126 258V257H125ZM26 259H28V258H26ZM32 259V258H31ZM30 259V260H31ZM33 259H37V257H33ZM93 259V258H92ZM146 259H148V258H146ZM167 259V258H166ZM11 260V259H10ZM81 260V259H80ZM88 260V259H87ZM89 260H90V258H89ZM126 260V259H125ZM31 261H33V260H31ZM79 261V260H78ZM105 261H102V262H105ZM121 261V260H120ZM119 261V262H120ZM127 262H129V260H126ZM9 262V261H8ZM11 262V261H10ZM42 262V261H41ZM40 262V263H41ZM44 262V261H43ZM42 262V263H43ZM92 262V261H91ZM35 262H33V264H34ZM36 263H39V261L38 262H36ZM83 263V262H82ZM95 263H97V262H95ZM0 264H2V263H0ZM9 264V263H8ZM44 264V263H43ZM72 264V263H71ZM74 264V263H73ZM105 264V263H104ZM185 264V263H184ZM188 264V263H187Z\"/></svg>", "mask_w": 264, "mask_h": 264}, {"label": "snow or ice", "instance_id": "3", "mask_svg": "<svg viewBox=\"0 0 264 264\" xmlns=\"http://www.w3.org/2000/svg\"><path fill=\"white\" fill-rule=\"evenodd\" d=\"M237 55H240V53H237ZM242 67H243V66H242ZM133 127H142V126H139V125H133ZM169 135H170V133H169ZM253 194L256 195L257 197H259L261 203H264V196L260 195V193H258V192H255V190H253ZM202 202H203V195H202V193H201V195H200V199L198 200V204H200V203H202ZM177 203H180V201L178 200ZM260 227H261V229H264V223H262V224L260 225ZM262 234H264V233H262ZM201 243H203V240H201Z\"/></svg>", "mask_w": 264, "mask_h": 264}]
</instances>
